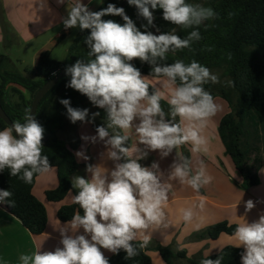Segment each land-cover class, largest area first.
<instances>
[{
    "label": "clouds",
    "instance_id": "clouds-1",
    "mask_svg": "<svg viewBox=\"0 0 264 264\" xmlns=\"http://www.w3.org/2000/svg\"><path fill=\"white\" fill-rule=\"evenodd\" d=\"M64 2L57 0L58 4ZM128 3L147 21L143 25L145 29L153 25V10L159 8L163 10V20L192 30L186 38L174 34V30L159 35L142 32L124 8L112 3L100 11H90L82 0H75L68 7L64 27L90 30L85 40L90 51L86 61L77 60L66 68V74L71 77L66 86L86 95L93 105L106 111V126H98L96 136L82 139L93 143L103 141L108 148L107 156L115 166L109 172L103 167L88 165L90 179L79 176L72 179V187L78 189L72 199L83 209V215L76 212L60 228L62 247L54 251L39 248L31 254H21L20 264H109L101 248L113 254L123 249L125 259H133L149 245L154 231L170 226L167 209L172 185L168 180H178L197 193L212 182L213 177L203 162L193 173L192 161L177 149L190 143L194 153L207 151L208 139L203 133L209 121L222 111V106L204 85L220 83L219 74L196 60L187 64L179 59L170 64L163 62L170 52L191 50L192 43L201 39L199 27L215 18L216 13L211 7L186 0H128ZM39 6L46 8V0H40ZM109 15L121 17L124 23L102 19ZM134 59L148 63L150 75L160 80L166 91L152 86L150 93L147 77L130 63ZM224 84L235 86L231 79ZM162 99H167V112L160 103ZM60 103L73 124L88 122V109L73 108L68 99ZM97 115L93 113L92 118ZM22 119L23 122L14 121L0 130V172L8 169L10 176L31 184L35 175L47 174L52 166L42 151L44 128L29 109ZM137 120L139 123H134ZM133 129L138 142L147 149L158 150L162 158L176 151L167 181L162 180L158 163L144 167L138 162L147 156L146 151L136 143L125 146L132 139ZM76 155L88 159L83 152ZM12 195L9 190H0V203L7 202L14 207ZM198 207L203 210V201ZM254 207L252 200L245 202L246 212ZM180 214L182 221L190 224L197 216L196 207L181 208ZM81 228L84 234L77 235ZM232 238L236 247L244 249L241 264H264V215L252 223L243 219ZM223 259V255L216 259L204 258L200 264H222Z\"/></svg>",
    "mask_w": 264,
    "mask_h": 264
},
{
    "label": "trees",
    "instance_id": "trees-1",
    "mask_svg": "<svg viewBox=\"0 0 264 264\" xmlns=\"http://www.w3.org/2000/svg\"><path fill=\"white\" fill-rule=\"evenodd\" d=\"M122 1L106 0L96 11L106 8L109 3L119 7ZM200 1L186 0L190 4ZM207 3L215 11L216 17L205 21L199 27L201 39L192 43L191 50L168 53V58L163 63L170 64L179 59L187 64L196 60L212 72H219L221 82L209 83L204 87L214 98L220 97L229 108V112L219 120L217 135L223 145L224 154L229 157L239 174L240 184L237 188L249 191L259 185L258 171L264 165V159L260 155V150L264 155V0H207ZM153 11L156 28L160 33L173 30L175 25L163 20L162 9ZM125 13L142 32L151 31L150 26L147 29L143 27L147 21L138 16L134 5L128 3ZM102 19L124 23L119 16L109 15ZM191 30L180 29L177 35L186 38ZM89 34L90 30H80L68 52L67 60L63 63L52 59L50 52L46 51L39 55L36 66L28 76L10 72L0 74V106L11 123L17 120L23 122L25 110L30 109L34 95L47 80L77 60H87L90 49L85 40ZM72 52L76 53V58L71 57ZM229 54L231 59H228ZM134 66L142 75L151 76V66L148 63L135 59ZM70 79L71 77L59 80L44 95L35 114V119L44 128L43 138L48 136L47 140L42 142L43 154L48 156L51 166L57 170L58 185L45 194L49 202L60 201L73 190L71 177L79 166L73 154L79 145L77 125L69 120L67 110L60 101L68 99L73 108L79 109H84L87 105L93 106V113H99L94 119L92 114L88 117L93 131H96L98 126L107 124V113L104 109L93 105L86 95L66 86ZM222 79L233 80L235 86H225ZM8 91L17 96L18 102L12 103L8 100ZM149 91L151 93V87ZM160 103L167 112L169 105L163 101ZM6 127L0 119V130ZM185 145L181 146V153L190 159ZM125 146H130V140ZM252 155L253 162L250 163ZM37 176H34L31 184H26L18 177L10 176L8 169L0 172V190L11 191V200L15 203L12 207L5 202V208L32 235L42 234L47 224L45 207L32 194ZM76 212L81 214L82 210L75 203L61 207L57 211V219L60 222H68ZM236 226L222 221L194 233L189 240H214L221 233L232 235ZM149 248L159 254L164 264H200L204 258L216 259L220 255L224 257L222 264H241L242 250L239 248L226 246L214 255L203 257L198 254L199 256L188 257L184 249H173L170 245L162 246L153 242L133 259H125L126 252L123 249L118 254L106 258L109 264H151L147 255Z\"/></svg>",
    "mask_w": 264,
    "mask_h": 264
},
{
    "label": "crops",
    "instance_id": "crops-1",
    "mask_svg": "<svg viewBox=\"0 0 264 264\" xmlns=\"http://www.w3.org/2000/svg\"><path fill=\"white\" fill-rule=\"evenodd\" d=\"M106 0H82V3L89 7L90 11H96ZM40 0H0V45L8 51L15 46L21 52L14 59L17 62H24L27 53L30 54L31 70L36 66L38 57L43 52H50L56 49L69 34V29H65L63 19L68 15V7L75 3V0H65L64 4H58L57 0H46V8L41 9ZM81 49L83 48L80 43ZM72 58H76L75 52L71 53ZM68 53L63 63L67 60ZM12 60L5 54L0 53V74L11 71L8 67ZM11 92L8 91L7 97L10 102ZM134 123H139L135 121ZM76 135L79 139V145L73 152L77 162L78 169L71 177H83L90 179L91 174L86 171L88 165L100 166L109 172L114 168L115 162L108 158V148L103 141L97 140L93 143L90 139L85 140L82 137L96 136V131L91 129L89 122H79L76 126ZM135 136L133 129L131 144H137L142 151L147 152L144 162L143 159L138 162L144 167H151L153 162L158 163L159 170L163 173L162 180L167 181L171 164L176 158L174 150L169 156L161 157L158 150L147 149L140 144ZM129 146V147H130ZM77 152H83L88 157L87 160L76 155ZM181 154V147L177 149ZM182 155V154H181ZM203 154L192 161L193 173L197 170L200 162H203L206 171L213 177L212 182L201 188L199 193L194 191L186 184H181L178 180H168L172 185V191L169 194L168 217L170 226L168 229L156 230L152 233L150 243L162 246H172L173 249H184L188 257L200 254L203 257L214 255L222 248L231 246L239 248L244 252L243 247H236V241L232 235L225 233L219 234L214 239H205L201 241L189 240L194 233L199 232L211 225L226 221L229 225H237L243 219L248 223L255 222L261 215H264V165L258 171L259 185L249 191H242L237 188L240 184L238 172L228 162L225 157L218 158L215 161L213 156ZM210 156L209 159H206ZM145 159V158H144ZM58 185L57 170H52L44 175H38L35 178L32 188L34 197L45 207L47 214V224L45 231L40 235L29 233L12 216L3 203H0V264H20L19 256L21 254H31L40 248L41 251H54L60 244V228L67 222H60L57 219V211L64 206L74 204L72 196L78 194V189L70 191L62 200L57 202L47 201L45 194L47 191L54 190ZM252 200L255 207L246 212L245 202ZM203 201V210L199 209V203ZM196 207L197 216L190 224H185L181 219L180 209ZM81 209V208H80ZM81 215H83V209ZM69 222V221H68ZM84 234L83 229L78 230L77 235ZM90 239V237H88ZM149 243V244H150ZM105 257L113 255L112 252L101 248ZM147 255L151 264H164L159 254L148 249ZM199 256V255H198Z\"/></svg>",
    "mask_w": 264,
    "mask_h": 264
},
{
    "label": "rangeland",
    "instance_id": "rangeland-1",
    "mask_svg": "<svg viewBox=\"0 0 264 264\" xmlns=\"http://www.w3.org/2000/svg\"><path fill=\"white\" fill-rule=\"evenodd\" d=\"M197 4H200V5L205 6V7H209L207 0H201ZM79 32H80L79 27L70 28L69 34L66 35V38L64 39V41L55 50L54 49L52 50V54H50L51 58L52 59L54 58L58 61H64V59L66 58L67 53L69 52L71 46L75 42L76 37L79 35ZM4 49L0 45V53L3 52V54H5L7 57H9L12 60V64H10V66L8 68L11 69V71H17V72H10V73L28 76L29 72H31L30 58H29L30 54L27 53V56H26L24 62H17L16 59H14V58L16 57L17 54L19 56L21 55V52L19 51V49L15 46H12L10 48V50H8V51H6ZM213 73L219 74V72H213ZM143 76L147 77V80L150 84V87L155 86V87L161 88V90H165V89H163L160 80H157L152 76H147V75H143ZM222 80L226 81L227 79H222ZM11 100H12V103L18 102L17 96H15V94H13V93L11 94ZM215 100L218 104H220L222 106V111H220L211 121H209L207 128L204 130L203 134L208 139L207 151H201V152L194 153L192 151V145L190 143H186V145H185V147L188 151L189 157L192 159H195L196 157H200V156H202V154L206 157L207 156L206 154H208L210 156H213L214 159H216L215 161L219 162V160L216 157L221 158V157L226 156L224 154L223 145H222V143L219 140L218 135H217V125H218L221 117L229 112V108H228L227 104L220 97H216ZM161 101L167 103V99H162ZM85 108L89 110V115L93 114V112H94L93 106L87 105ZM177 121L179 122V117H178ZM77 124L78 123L76 122V125ZM58 136L61 137V135H58ZM260 149H261V146H260ZM260 155L264 159V155H263V152L261 150H260ZM210 156L206 159H209ZM226 158H227L226 160L228 162H231L229 157L226 156ZM147 159L148 158H146V157H145V159L143 158L142 162H144ZM249 162L250 163L253 162V155L251 156ZM231 164H232V162H231ZM232 166H233V164H232Z\"/></svg>",
    "mask_w": 264,
    "mask_h": 264
},
{
    "label": "water",
    "instance_id": "water-1",
    "mask_svg": "<svg viewBox=\"0 0 264 264\" xmlns=\"http://www.w3.org/2000/svg\"><path fill=\"white\" fill-rule=\"evenodd\" d=\"M128 4V0H123L120 3L119 7H122L125 9V6ZM153 16H154V11H153ZM151 31L153 34L159 35L161 34L157 28H156V24H155V17H154V21H153V25L150 26ZM181 27L178 25H175L173 30H174V34H177L180 31ZM130 63H132L134 65L135 63V59L133 61H131ZM70 77V75L66 74V69L64 70H60L53 78L47 80L36 92V94L34 95L31 105H30V109L31 110V114L34 116L35 118V114H36V110L38 108V105L40 103V101L42 100V98L44 97V95L51 89L53 88L59 80L63 79V78H68ZM0 119L7 125V127L9 125H11V121L8 118V116L5 114V112L3 111L2 107L0 106ZM48 136H45L42 140V142L44 143L47 140Z\"/></svg>",
    "mask_w": 264,
    "mask_h": 264
}]
</instances>
